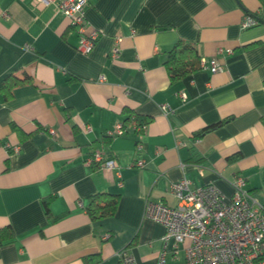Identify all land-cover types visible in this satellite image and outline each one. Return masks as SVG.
Here are the masks:
<instances>
[{
    "label": "crops",
    "instance_id": "obj_1",
    "mask_svg": "<svg viewBox=\"0 0 264 264\" xmlns=\"http://www.w3.org/2000/svg\"><path fill=\"white\" fill-rule=\"evenodd\" d=\"M31 1L0 0V86L27 79L8 97L0 88V231L12 232L0 264H125L121 250L156 264L164 227L145 202L173 205L182 177L227 200L241 177L264 207V0H88L87 31L100 34L88 54L54 5ZM247 14L258 22L242 28ZM178 40L195 45L199 69L171 82L164 63ZM94 152L117 161L119 178L87 162ZM98 192L118 204L94 221L85 207Z\"/></svg>",
    "mask_w": 264,
    "mask_h": 264
},
{
    "label": "built area",
    "instance_id": "obj_2",
    "mask_svg": "<svg viewBox=\"0 0 264 264\" xmlns=\"http://www.w3.org/2000/svg\"><path fill=\"white\" fill-rule=\"evenodd\" d=\"M87 3L88 0L31 1L35 8L54 5L68 19L78 35L76 50L82 54H88L100 36L96 30L87 31L84 11ZM257 22L256 17L247 14L240 26L248 28ZM115 41L118 42L119 38ZM118 54L119 48L114 46L110 55L116 58ZM200 66L209 68L212 73L221 69L216 58H201ZM162 110H165L164 106ZM137 128L143 129V126L137 125ZM123 132L122 125L117 124L116 133ZM141 148L140 145L137 147L138 150ZM18 149L15 146L13 151L18 152ZM87 162L97 164L106 171H115L116 176H120L117 161L113 158L103 159L100 152H94ZM134 165L142 168L144 160L137 159ZM231 188L232 193L227 200L212 185L192 187L191 182L182 177L170 185V192L175 198L173 205L162 200H146L144 217L164 227L162 249L156 264H165L168 251L175 255L184 242H187L184 259L174 264L264 263V207L247 192L243 178L236 177L231 182ZM118 255L123 263L135 264L134 258L126 250H121Z\"/></svg>",
    "mask_w": 264,
    "mask_h": 264
},
{
    "label": "trees",
    "instance_id": "obj_3",
    "mask_svg": "<svg viewBox=\"0 0 264 264\" xmlns=\"http://www.w3.org/2000/svg\"><path fill=\"white\" fill-rule=\"evenodd\" d=\"M164 64L171 82L197 71L199 69V58L197 56L195 45L191 42L178 40L168 50L167 58ZM26 80V78L19 79L14 75H10L0 88L4 92V96L8 97L15 85H18ZM135 117L137 118V116ZM128 120L129 119L127 118L125 122ZM136 122L138 123V126H142L144 124L141 123L142 120L139 118ZM51 199L52 198L50 196L43 200V205L46 211H48V204ZM117 204V195L98 192L89 197V202L85 209L89 218L95 221L112 216L116 210ZM7 232L8 234L5 237L4 235H1L0 231V244L5 239H12V232L10 230Z\"/></svg>",
    "mask_w": 264,
    "mask_h": 264
}]
</instances>
